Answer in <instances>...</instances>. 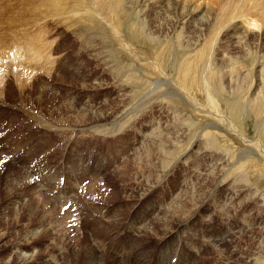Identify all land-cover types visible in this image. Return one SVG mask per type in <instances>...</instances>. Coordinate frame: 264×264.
Wrapping results in <instances>:
<instances>
[{"label": "bare ground", "instance_id": "1", "mask_svg": "<svg viewBox=\"0 0 264 264\" xmlns=\"http://www.w3.org/2000/svg\"><path fill=\"white\" fill-rule=\"evenodd\" d=\"M5 1L0 0V70L1 74L4 73L3 77L7 73V68H14L13 70L16 73L13 76L7 75L11 76V80H17L10 88L12 91H17V95L20 98L18 100L25 101L33 96L40 101V99L49 96L45 94L49 89L55 90L59 88L57 76L60 77V75L65 73H63V69L59 70L58 65L62 66L60 62H57V65L54 58L55 62L52 61V56L56 54L55 49L51 46V39L54 37L53 34L51 35L47 33L48 31H45L46 27L48 28L53 23L56 26L62 27L59 29L66 32L65 35H70L75 42H79L81 49L99 66H106L112 76L126 78L122 84H120L121 82L118 85L115 84L119 91L120 101L119 105L113 110L105 105H100L96 107L99 112L95 111L96 109L91 111L94 108L91 105L80 110L83 112H77L78 114L70 118L69 120L71 121L68 123L62 120V122L57 120V123H50L51 121L46 118L44 120L45 125L32 122V126H30L28 124L31 121V117H29L30 120H25L26 122L23 123L25 127L37 126L36 129H39V132L31 129L22 132L17 127L18 129L10 130V134L0 138V181L3 179V175L6 178L3 184L5 187L0 188V192L1 189L4 192L8 189L14 195L20 196L22 199L17 202L18 204L14 205L16 208L14 209V213L18 210L17 205H20L21 209L28 211L30 216L38 221L39 225L38 228L33 230L23 227L24 235L21 237V244L26 245H9V251L15 262L17 258L15 264H34L37 258L32 251L41 247L30 245L28 237H35L38 234L46 233L50 235V239L58 243V253L61 256L66 255V257L70 258L67 257V261L62 259L56 264H146L149 261L154 264H171L176 257L175 252L173 255L172 252L176 251L177 248L183 250L180 254V264H192L193 261H195V264H207L211 257L214 259L218 258L216 259L217 261L213 259L215 262L212 264H264V257L260 256L259 261L254 262V258L259 254L264 255V233L256 230V226H264V219H262L264 216V202L263 200L255 201L256 197L253 195L251 187H248L243 182L245 179L241 181L243 183H241L237 190L226 187L224 189V196H221L217 195L214 189L213 192L209 193L205 188L210 180V176L203 173V177L199 179L201 180V186L198 194L190 195V193L188 194L182 189H177L171 194L169 193V195L166 192L167 195L164 198L162 195L164 194L163 189H165L167 184H170V179L176 175L175 172L177 170L183 171V175H181L183 177L185 173H195L196 170L194 169L201 168L202 164L198 161L201 160L205 163L214 161V159H211L214 154H209L208 151L215 149L213 145L215 140L212 139H219L217 134L222 136V132L225 131L228 135L230 134L229 136L237 138L238 141L240 140L242 144H250V147H252L251 144L253 143L246 140L237 131L238 128H236L234 123L235 119L226 117L222 113L219 114L217 108L212 105L213 98L210 94L212 90L210 82L212 83L219 75L216 72L218 70L215 67L218 65L215 66V62L220 58L222 61L221 68L223 65L226 66V64L229 66L232 63V58H226L227 54L229 53L230 56L234 53L240 54L244 52L242 50L243 45L250 46L255 50V53L256 51L259 52L262 54L261 58H264V0H247V4L245 3L243 6H240V3H236V0H190L188 2H183V0H58L57 3H55V0L8 1L6 5L12 4L17 10L13 12H8L6 7H2ZM207 2L214 7L209 12L210 18L208 20L205 19V16H202L197 6L198 3ZM36 3H38V6ZM42 3L48 4L47 8L39 7ZM164 5L166 9L168 8L167 12L168 14L170 13L169 16H172L169 19H166L165 16V18L159 19L160 16L162 17L160 11ZM120 8H122V12L118 15L114 9ZM128 9L131 11L130 15L136 13L135 21L143 20L146 16L145 12H149L148 17H150L151 21L149 20V22L152 24L150 25L152 29L162 24H171V28H168L169 31L162 32L158 30L156 32L162 40L165 36L166 38H172L173 44L169 48L173 49H165L167 45L163 41L153 44L151 46L153 50L150 52V48L140 38L139 30H137L138 26L133 23L118 21L121 16L127 13ZM193 10L196 11L194 12ZM242 18L254 21L252 25L259 28L261 35L244 34L242 32L243 29L236 26L237 21H240ZM50 23L52 24L50 25ZM142 24L141 22L138 23V25ZM208 28H211V31L208 33L215 34V38L212 41L202 43L204 31ZM127 32H129L130 36L126 35ZM152 35H150L151 38H153ZM140 45L147 50H137ZM135 46L138 47L134 49ZM64 47H66L65 41L61 39L59 48L62 50ZM221 49H223V54ZM159 52H161V56H159ZM173 52H175L174 57H176L172 66L177 73L175 82L165 74L162 61L164 55L169 53L171 56ZM154 54L157 55V59ZM107 59L111 61H107ZM122 59L132 61L137 59L135 64L138 69L136 72L134 70L131 73L124 71ZM68 60L69 58H64V65H67L66 62ZM260 60L254 61L252 67V70H257L255 78L259 82L264 80V72L259 70L263 66ZM106 61L111 66H108ZM246 62L244 59L239 65H246ZM10 63H13L14 66ZM18 64H21V66H18ZM55 64L58 67L57 76L53 73L55 70L53 69V65ZM231 66V69H220L222 74L219 75V78L223 77L228 80L233 78V72L236 71L237 66ZM108 69H104V71L108 73ZM43 70L45 73H43L44 76L42 75L43 77L40 79L42 81L41 84L35 85L37 82H40L38 75ZM138 71L143 75L137 76L136 73ZM241 72L245 75L243 77L247 78L242 70ZM142 76L145 79L147 77H152V80L155 79L158 85L157 88L160 87L161 90L166 87L164 90L168 89L169 92H165L164 96H169L170 94L177 96V98L179 97L185 102L187 101V107H197L200 113H206L208 115L207 118L210 117L212 122L211 124L208 123V127L207 125H205L206 128L202 127L201 125L205 123L207 118L203 119L200 117L199 126L201 133L205 134L208 132L207 128H211L217 134L208 133L207 136L210 138L212 136V138L206 142L203 141V144L201 139H196L187 145H185L186 143L183 144V138L178 133V130H183V127L187 128L189 124L191 125L183 110V112L167 110L165 103L157 101L146 102V104L144 98L150 100L156 89L154 91L152 89H145V92L147 90H151V92L149 91L147 96L144 95V98L139 96L132 97L130 96L131 92L130 95L126 94L131 84L143 83L144 80L138 78ZM237 76L240 77L239 75ZM2 77H0V117H2L0 119V127L4 126L8 120L4 117V114H6L9 115L7 117L11 120V122L9 121V125H7L10 129L18 122L16 120L13 121V119L22 118V115H20L22 110L20 111L18 108H15L16 106L13 104L11 105L13 109L9 107L10 104L4 98L3 92L5 90L4 85L11 80L4 81ZM47 78L50 82L45 80ZM152 86L151 84L150 87ZM11 90H9L8 95L11 94ZM218 91L222 92L220 89ZM194 93H202L201 97L203 96L205 103L214 106V110L212 111L208 109L209 106L207 107L199 103L194 97ZM142 94L143 92L139 95ZM136 100H140L141 105H146L140 107L141 109L139 108L141 105H139V109H136ZM241 109V104L237 103L231 107V112L236 111L237 113V110ZM261 111L264 112L263 109ZM25 112L22 113L25 114ZM136 112L142 114L139 115ZM255 112L257 113V111ZM128 113L139 115L137 122L132 127L130 125L129 130H127L128 127L126 130L112 127V125H121L122 127L124 125L123 119L127 120ZM135 114L134 116H136ZM199 114L197 113L196 115ZM37 118L39 117L37 116ZM40 119L42 120L43 118ZM131 119L133 118H130V121ZM170 119L173 122L171 128L177 127L178 131L176 132L175 130L172 134H169L173 137V140H170L171 137L167 136L168 130L171 128L169 129L165 124L166 120ZM121 120H123V124H120ZM138 120L141 121L138 122ZM124 126L123 128H125ZM41 127L50 130H45ZM200 131L198 132L200 133ZM27 132L29 133L27 134ZM121 132L125 136L131 135L118 140L119 142H114V145L112 144L111 147L112 149L110 148V151L107 152L108 157H105L106 153L97 149L96 146L84 145L86 141H81L85 137L94 136V139L100 140L105 144L107 142L110 144L109 141L106 142L105 140H114V137L119 133L121 134ZM41 133H44V135ZM46 136L56 138L57 140L67 138V141H64V143H67V145L65 144L64 151L68 152V159L61 156L59 157L60 159L55 160L52 164H49L47 160V164L42 163L40 166L38 165L36 161L41 159L40 155L42 156V152L44 151L42 141ZM47 137L46 139H48ZM77 139L83 145L76 141ZM187 139L188 136L186 141ZM73 141H75L76 145L72 144ZM126 141L129 149H127L126 144H123ZM216 143L218 144V141ZM78 144H81L83 148H79ZM120 144L123 145L118 147ZM203 145L205 146L203 147ZM49 147L47 148L48 152ZM54 147L52 145V148ZM258 148L259 151L255 152V154L259 158L264 159V150L260 146ZM126 149L132 151V153L125 155L119 161V164L115 166V162L119 160L122 152ZM85 151L89 153H87V159L84 155ZM94 154L98 156V159L92 162L90 157L94 156ZM191 160L192 163H190ZM231 163L232 161L227 162L224 168L227 169ZM250 164L244 163L243 165L242 163L246 168L249 167L250 170H254L251 168L252 166L256 167L255 163L252 162ZM37 165L39 167H36ZM113 165V170L118 171H115L116 174L112 178L119 180V183L117 188H115V193L107 197L109 187L107 185L105 187L104 180L109 178L107 174L113 170L108 172L107 170ZM222 166L220 167V171H222ZM227 172L229 173L228 170ZM223 175L226 176L224 173ZM243 176V174H240L238 177L236 176V179L240 181ZM37 177H40L41 180L37 179ZM131 179L134 180V184H131ZM215 180L219 185L222 182V179L219 177L215 178ZM36 181H40V183ZM181 181L184 182L185 179L182 178ZM0 186L2 187L1 183ZM8 194H10L9 191ZM96 197L98 200L94 201L93 199ZM10 198L12 199V197ZM219 198H221L220 200L223 199V201L218 202ZM248 203H250V206L247 207ZM244 206L247 208L240 219V225L234 227L228 225L230 223V216L234 212L239 213L237 209H244ZM158 207L159 209L154 213ZM87 210L90 212V215L87 216L93 222L97 221V225L100 226L101 235L98 236L96 234L98 232H90V229H87L90 225H87L85 222ZM253 211L261 212V214L253 216L251 215ZM6 212L7 208L3 210V213ZM38 216L40 217L37 218ZM260 217L261 219H259ZM218 219L220 221L219 224L217 222ZM212 223L215 224V228L211 232L209 225ZM123 224L129 231L124 242L122 244H111L106 231H109L110 226L122 227ZM219 225H222V227ZM93 226L91 227L92 229ZM82 232H84V235H82ZM121 232L119 233L122 234ZM88 235L91 237L89 240H87ZM246 237L250 241V244H247ZM227 241L230 244L244 242L246 246L239 249L238 245H234L235 247L233 250L231 249L232 251H228L230 250L228 248V250L223 252L221 247ZM152 242H157L159 245L156 259L147 257L150 255L148 249H151ZM20 246L26 249H17ZM52 249L53 251L56 250L55 248ZM201 252L200 259H197ZM212 253L214 256H209ZM56 258L57 256L44 257L42 262L37 264H45L44 261L56 260ZM221 259L222 262H220Z\"/></svg>", "mask_w": 264, "mask_h": 264}, {"label": "rangeland", "instance_id": "2", "mask_svg": "<svg viewBox=\"0 0 264 264\" xmlns=\"http://www.w3.org/2000/svg\"><path fill=\"white\" fill-rule=\"evenodd\" d=\"M8 1L16 2L17 0H6L3 3V6L2 7H6V9H7L8 12L17 11L13 7L12 4L9 5V6L6 5V3ZM55 1H56L55 3H57L58 0H55ZM59 1H61V0H59ZM184 1L185 2H188L190 0H183V2ZM236 1H235L236 3H238V4L240 3L241 4L240 6H243L246 3L247 0H236ZM36 5L38 6V3H36ZM47 6H48V4L42 3L39 7L47 8ZM164 6L162 7V9L160 11L161 14H162V17L160 16L159 19H163L165 17H166V19H169L170 17H172L171 15L169 16L170 13L168 14V12H167V9L168 8L166 9V6L165 7ZM197 6H198L199 11L201 12L202 16H205V19L208 20L210 18L209 12L211 10H213L214 7L209 2H207V3H198ZM114 10H115V13L118 14V15H120L121 12H122V8H120V9H114ZM148 10H150V8H148ZM126 12L127 13L124 16H121L118 19V21L119 22H123V23H126V22L127 23H133L136 26H138V29L137 30H139L140 38L143 39V41L146 43V45L150 48V52H151V50H153V48L151 47L153 44H157V43L163 42V41H165L166 42L165 45H167L165 49H169V50H172L173 49V48L172 49L169 48L173 44L172 43V41H173L172 38H166V36H165L166 39L164 38L162 40V38H160L157 35L158 33L156 32L158 30H161L162 32L169 31L168 28H171V24H169V23L162 24V25H160V26L152 29V27H150V25H152V24H150V22H149L150 17H148L149 16L148 15L149 12L148 13L145 12V14H146V16H147L148 19L145 16L144 17L145 19L143 18V20H141V21L136 20L137 22L135 21L136 13H133L132 15H130V12L131 11L129 9ZM157 13H158V11H157ZM157 13H155V14H157ZM139 22H141V24L143 23L142 24L143 26L142 25H138ZM253 23H254V21H252V20H248L247 18H242V19H240V21H237V23H236L237 25L236 26L242 28L243 29L242 32L244 34L247 33L248 35H255V34H260L261 35V32H259V28L256 27V26H253L252 25ZM51 24L52 23H50V25ZM140 26H142V27L140 28ZM55 27H56V29L57 28L58 29L59 28H62V27H60L58 25L56 26L53 23L48 28L46 27V30L45 29L44 30L45 31H48L47 33H50L51 35L53 34V37L55 38V39L54 38L51 39V46H52L53 49H55V52H56L55 56H57V58H55V56H52V61L55 62V60H56V64L57 65H58L57 62H60L62 64V66L58 65L59 68H60L59 70L63 69V73H65L63 75H60V77H61L60 78L59 76H57V74H58V71H57L58 70V67H57V65L56 64L53 65V69H55L54 70L55 72L53 71V73H54V75L57 76V79H58V82H59V88H56L55 90H53L52 88L49 89L45 93L46 96H48V95L49 96L47 98L40 99V101H38L39 99H37L36 97H33V96L29 97V99H26L25 101H20V100H18L20 98L17 95V91L16 90L15 91H12L11 88H10L11 85H13L15 82H17L16 79L11 80L12 78L10 76V75L13 76V74L16 73L15 70H13L14 68H11V67L7 68L6 69L7 73H5V75L3 77H2L3 74H1V70H0V77H2L4 79V81L5 80H7V81L8 80H11L7 84L4 85L5 86V90L3 92L4 98L10 104V106L9 105L8 106L11 109H13L11 107V105L13 104L14 106H16L15 108H18L20 111L22 110V112H25V111L27 112V113L25 112V114L22 113V112H20V115H22V118H20V117H18L16 119H13L12 118L13 121L14 120H16V122L18 121L17 123L14 122V123H16V125H14L13 127H11L12 129L11 128L9 129L8 128L9 126H7V125H9V121L11 122L10 118H8L9 115L4 114V117H6V119H8V120L5 122V125L4 126L2 125L0 127V131H3V132H0V138L2 136H6V135L10 134V130H14L15 128L18 129L17 127H19V129L22 132H24V131H26L28 129H31L33 131H36L37 130L39 132L40 130L39 129H36L37 126L25 127V124H23V123L26 122L25 120H30L29 117H31V121H30V123L28 121L27 122L29 123L28 125H30V126H32L31 125L32 122H37L40 125H42V124L45 125L44 124L45 123L44 120L46 118H47V120H50L51 121L50 123H54V122L57 123L56 122L57 120H59V122L64 121V122L68 123V122L71 121V120H69L70 118L74 117L78 113L83 112V111H80V110L81 109H84L87 106L90 107L92 105L91 107H94V108H92L91 111H94L95 109H96L95 111H98L96 107L97 106H100V105H105V106L111 108V110L115 109L119 105L120 95H119L118 89L116 88V85H118L120 82H121L120 84H122L124 82V80H126V78L124 79V77H122V76H119L117 78L114 77V76H112V74L110 73L109 69L106 66H99L92 58H90V56H88L84 52V50L81 49V47L79 45V42H75L70 35H65L66 32H64L62 29H59V30L57 29L56 30ZM47 29H49V30H47ZM51 30H52V32H51ZM153 31H155V33H153ZM209 31H211V28H208L206 31H204L202 43H206L208 41L214 40L215 34L208 33ZM55 33H57V34H55ZM126 35L130 36L129 32H127ZM150 35H152L153 38H151ZM61 39L65 41V46H66V47L62 48V50H60V48H59V43L61 42ZM67 41H68V43H67ZM135 44H137V43H135ZM137 45H139V44H137ZM137 47L138 46H135L134 49H136ZM137 50L143 51V50H147V49H145V47H143L142 45H140L139 48H137ZM242 50L244 52H242L240 54L239 53H234L233 55H230V56H229V53L227 54V57L226 58H228V59L229 58H232V63L229 64V66H227V64L225 63L226 66L223 65L222 68H221L222 61H221L220 58H219V60L217 62H215L214 65L215 66L218 65V66H216V67L214 66V67L217 68L216 70H218V71H216V72L219 75L222 74V72H221L222 69H225V68L226 69H231L232 68L231 65H233V67L234 66L235 67L237 66L236 67L237 69L235 71L236 74H235V72H233L234 73V76H233V78H231L229 80L228 79H225L223 77H220L219 78V75H218V77H217L218 79L216 78L212 83L210 82V84H211L210 86L212 88L210 94H211V96L213 98V99L211 98L213 100L212 105H214L217 108V110H218L217 112L219 114H221V113L223 115L225 114L226 117H232L233 119H235L234 120V123L236 125V128H238L237 131L241 135H243L246 138V140H249L250 142L253 143V144H251L252 147H250V144H248V145L242 144V142H240V140L238 141L237 138L229 136L230 134L228 135V133L225 132V131L222 132V134H223L222 136H219L214 129L207 128L208 129L207 130L208 132L205 133V134H202L201 131H200L199 123H200L201 118L205 119V118L208 117V115L206 113L205 114L204 113H200V110L197 107H191V106L187 107L188 106L187 105V101L185 102L181 98H179V97L177 98V96H174V95H171V94L169 96H167V95L164 96L165 92H169V90L168 89L164 90L166 87L163 88V90H161L160 87L157 88L158 87L157 81L155 82V79L152 80L151 79L152 77L151 78H148L147 77L146 78L147 80L143 76H142L143 78L142 77H138L139 79L144 80L143 83L141 82V83H138V84L137 83L136 84H131L129 86L130 88L127 91L128 93L126 92V94H129L130 95V92H131V95L130 96H132V97L139 96V97L144 98L145 96L148 95L149 91L151 92V90H147L145 92V89H152V91H154L156 89V92H154L153 96L151 95L152 97H150V100L144 98L145 99V103L146 102L147 103H149V102H155V101H157V102H163V103H165L167 110H171V111L178 110L179 112H181L183 110L185 112V115L188 117V120L191 123V125L189 124L190 127H189V125L187 126V128L186 127L185 128L183 127V130L184 131L182 129H179L178 130L179 132H178L177 131V127L176 128H171V125L173 124V122L171 121V119L170 120H166L165 124L167 125V127L169 129L171 128L170 130H168L169 132L167 133V136H170L169 134L170 133L172 134L173 131L176 130V132H178V133L181 134V135L180 134L179 135L182 136L183 140L182 139L181 140L183 141V144L186 143L185 145L190 144L191 142H193L196 139H201L202 140V144H203V141L206 142L207 140H209V139L212 138V136H211V138L207 136L208 133L213 134V135H216L217 134V136L219 137V139L213 137V138H215V139H212V140H215L213 142V145L215 146L214 147L215 149H212V151H208L209 154H212V155L214 154L213 157H215V158H213L211 156L212 157L211 159H214V161H208L207 163H205L204 161H201V160L198 161V162H201V164H202L201 165V168L200 169H194V170H196L195 173H191V174H190V172L185 173V175L183 177L181 176V175H183V171L177 170L175 172L176 175L174 174L175 176L173 175L174 177H172L170 179V181H171L170 184L169 185L167 184L166 187H165V189H163V192H164V194H162L163 195V198L166 197L167 194L169 195V193L171 194L172 192H174L177 189H182L183 191L187 192L188 194L190 193V195L198 194L199 193L198 191H199L200 186H201V180H199V179H201L204 174H207V175L210 176V180L208 181V183L210 185L207 183V185H206L205 188L209 191V193L213 192V189H214V191H216V194L217 195H221L222 196L224 194V189L226 187H230L233 190H237V188L241 185V183L244 182V184H247L248 187H251L252 193L256 197L255 198V201H257V200H263V202H264V198H263L264 197V161H263L264 159L259 158L255 154V152H258L259 151L258 150L259 149L258 148L259 146L261 147V149L264 150V112L261 111L262 109L264 111V80L259 82L255 78V76L257 75V70L256 71L252 70V67L254 65L253 62L256 61L257 59H259V60L261 59L260 61L262 62L263 66L259 70H262L264 72V60H262L264 58H261L262 57V54H260L257 51L255 53V50H253L248 45H243ZM221 51H222V54H223V49H221ZM217 53H219V52H217ZM257 53H259V54H257ZM171 54H172L171 56L169 55V53H167L166 55H164V59L162 57L163 69L165 71V74H167L175 82V76H177V73L175 72V68H172V66L174 64V60H175L176 57H174L175 52H173ZM249 54H251V55H249ZM154 56L157 59V55L154 54ZM159 56H161V52H159ZM66 57L69 58V60L66 62L67 65H64L63 60ZM263 57H264V54H263ZM53 58L55 60H53ZM244 59L247 61L246 62L247 64L246 65H243V66L242 65L240 66L239 65L240 62H243ZM107 61H111V60L107 59ZM107 61H106L107 65L108 66H111L110 63L107 62ZM122 61H123L122 64H124V68H123L124 71L131 73L132 70H134V72H136V70L138 69L136 67L137 65L135 64V62L137 61V59H134L133 60L134 62L132 60H128V59H122ZM140 63H142V62H140ZM10 64L14 66L13 63H10ZM244 64H245V62H244ZM251 64H252V66H251ZM18 66H21V64H18ZM103 68L104 69H108V73L105 72ZM246 68H247V70H246ZM241 70L244 72V74H246L247 78H244L245 75L242 74ZM239 71H240V74H239ZM252 71H254V72H252ZM249 72H251V74H249ZM40 73L41 74L38 75V79L39 80L42 79V77L44 76L43 73H45V71L43 70V72H40ZM7 74H10V75H7ZM136 74H137V76L143 75L139 71ZM237 75H239L240 77H238ZM263 75H264V73H263ZM249 76H250V78H249ZM48 78L45 79V80H47V81L50 82V80ZM219 79H221V80L219 81ZM148 80H151V81H148ZM41 82L42 81L40 80V82H37L35 85L41 84ZM151 84L153 85L152 87H150ZM96 85H98V86H96ZM216 85H217V87H216ZM192 86L195 87L194 85H192ZM219 89L222 90V92L218 91ZM9 90H11V94L10 95H8ZM141 90H142L143 94L142 95H139V94L142 93ZM196 94H195L196 96L194 95V97L196 98V100L199 103H201V104H203L204 106H207V107L209 106L208 109H211L212 111L214 110V108H215L214 106L205 103L203 96L201 97V95H203L202 93H200V94L199 93H196ZM254 94H256V95H254ZM253 95H254V97H253ZM192 96H193V94H192ZM257 96L258 97L260 96V97L258 98ZM151 98H152V100H151ZM27 100H29V101H27ZM214 101H215V103H214ZM28 103H30V104H28ZM237 103L241 104L242 109L241 110H237L238 111L237 113H236V111H233V113H232L231 112V107L234 104L236 105ZM135 104H136L135 105L136 106V109H139L140 107H144V105H146V104L141 105L140 100L139 101L136 100ZM250 104L253 106V108H252V106ZM110 105L113 106V107H111ZM139 105H141V106H139ZM138 106H139V108H138ZM262 106H263V108H262ZM212 107H213V109H212ZM256 108H259V109H256ZM27 110H29V111H27ZM254 110L257 111V113ZM196 112L198 114L199 113L200 114L199 115H196L197 114ZM136 113H139V112H136ZM134 114L135 113H128V116L126 117L127 120L126 119H123L124 121L123 120L120 121V124L122 123V121L124 122V125L125 126L124 125L123 126L125 128H123V126L121 127V125H116V126L115 125L114 126L112 125V127L117 128V129L118 128L119 129H125V130L128 127L127 130H129L130 125L132 127V125L135 122H137L138 116L140 114H142V113H139V115L138 114H135L136 116H134ZM234 114H235V116H234ZM33 115H35V116H33ZM256 115H258V116H256ZM37 116L39 118H37ZM135 117H136V119H135ZM40 118H43V119L41 120ZM130 118H133V119H131V121H130ZM209 118H207L206 121H205V123H203V125H201L202 127H205L206 128L205 125H207V127H208V123L211 124L212 119L211 118L209 119ZM0 119H2V117H0ZM23 119H24V121H23ZM127 121H128L129 124L127 123ZM140 121L141 120H138V122H140ZM215 123H217V122H215ZM6 126H7V128H6ZM191 126H192V128H191ZM41 128H43L45 130H50L48 128L46 129L45 127H41ZM197 130L200 131V133ZM240 131H242V132H240ZM28 133L29 132H27V134ZM41 134L44 135V133H41ZM119 134L114 137V140L113 139H111V141H110V139L109 140H105L106 142L109 141L110 144L108 142L105 144V143H103L100 140H96V139H94L95 138L94 136L93 137H90V136L85 137L83 140L81 139V141H83V142L86 141L84 143V145L87 144V145H90V146H96L97 149H99L102 152L106 153V156L105 157H108L107 152L110 151L109 149L112 147V144L114 142L115 143L116 142H119L118 140H122L125 137L131 135L130 134V135L125 136L122 132H121V134H123L124 136L121 135V134L119 136ZM187 136H188V139L186 141ZM46 137H44L43 138V141H42V145L44 144L43 146H44V151H45V152L44 151L42 152V156H44L45 159H44V157H42L40 155V158L41 159L38 160V161H36L38 163V165L40 166L42 163H46L47 164V160H48V163L49 164H52L53 162H55V160L60 159L59 157H61V156L64 157L65 159H68V152L66 153L64 151L65 150V147L67 145V143H64V141L65 140L67 141V138H64V139L61 138V139L57 140L56 138H53V137H47L48 139H46ZM171 139L173 140V137H171L170 140ZM54 140H56L57 142L54 141ZM76 141H78V142L81 143V141L79 139H77ZM216 141H218V144L216 143ZM50 143H52V144H50ZM130 143H131V141H130ZM45 144H46V148H45ZM72 144H75L76 145L75 141H73ZM81 144L80 145L78 144L79 145V148H83L82 147L83 144L82 145ZM108 144H109V146H108ZM123 144H126L127 149H129L128 144H127V141L124 142ZM123 144H120L118 147H121V145H123ZM52 145L55 146L56 148L55 147L52 148ZM59 145L61 146V148H60ZM49 146H51V147H49ZM204 146L205 145H203V147ZM221 146H223V147H221ZM255 146H257V147H255ZM48 147H49V152H48V149H47ZM127 149L122 152L119 160H117L115 162V166L117 164H119V161H121V159L125 155H128V154L132 153V151L127 150ZM253 149H255V150H253ZM61 151L63 152V155H62V152ZM251 151H252L253 154L251 153ZM87 153L88 152H86V151L84 152V155L86 156L85 157L86 159L88 158ZM209 154H207V155H209ZM244 154L246 155V157H245ZM90 158L92 159V162H94V160L98 159V156H96L94 154V156H92ZM231 161H232V163L230 164V166L227 169L224 168L226 166V163L227 162H231ZM252 162H254L255 163L254 165H256V167H258V168H256V167L252 166L251 169H254L255 171L254 170H250L249 167L246 168L245 166H243L244 163L245 164H248V165H251L250 163H252ZM190 163H192V160L190 161ZM242 163H243V165H242ZM38 165L36 167H39ZM204 165H205V167L207 166L206 169H205ZM218 166H219V168H218ZM221 166H222V168H221L222 171H220V167ZM15 167H16V165H15ZM210 167H212L213 169L210 168ZM113 168H114V165L111 166V167H109L108 170H107V172L113 170ZM207 169H208V171H207ZM204 170H205V172H204ZM227 170L229 171V173L227 172ZM113 171H111L112 173L109 172L107 174L109 176V178L107 176L108 179H105L104 180L105 187H106V185L109 187V189L107 190V191H109L107 193V197L108 196H111V195H113L115 193V191H116L115 188H117V185L119 183V180H116L115 178H112V176H115V174H116L115 171L117 172L118 170H113ZM187 171H188V169H187ZM198 171H200V172H198ZM110 173H111V175H110ZM223 173L226 176H224ZM186 174H188V175H186ZM240 174H243L244 176L239 181L236 178ZM216 175H217V177H219V178L222 179V182H221L220 185L215 180V178H217ZM4 176L5 175L2 176L3 179H1V181H0V183L2 184V187L0 186V188H4L5 187L3 185L5 183V180H6V178ZM180 178L181 179L184 178L186 182L185 181L184 182L181 181ZM37 179H40V177H37ZM243 179H245V180H243ZM132 180L133 179H131V184H134V180L133 181ZM242 180H243V182H241ZM230 181H231V183H230ZM36 182L37 183H40V181L39 182L36 181ZM196 182H199V183H196ZM231 186H233V187H231ZM252 186H253V188H252ZM8 191H9L10 194H8ZM166 192H167V194H166ZM257 194H258V196H257ZM9 195H12V196H9ZM10 197H12V199ZM20 199H22V198L20 196L16 195V194L14 195L11 192V190H8L7 189L4 192L3 189H1V192H0V242L1 241L2 242L0 244V264H15L17 262V258L15 257L16 258V262H15V260H14V258L12 256V254L10 253L8 247H9V245H12V244L14 246H16L15 244H17V245H26V244H21V237H22V235H24L23 227L29 228L31 230L36 229V228L39 227L38 221L34 217L30 216V213L28 211H24L23 209H21V206L20 205H17V209L18 210L15 211V213H14V209H16L14 205L17 202H19ZM220 199L221 198L218 199V202L219 201L220 202L223 201V199L222 200H220ZM93 200L96 201V200H98V198L96 197ZM8 205H9V207H8ZM248 206H250V203L247 204V207ZM247 207L244 206L243 207L244 209H237V212L239 211V213L234 212L233 215L230 216V218H229L230 223L228 225L233 226V227L234 226H239L240 225V219L244 215ZM5 208H7V212L6 213H3V210ZM9 209H11V210H9ZM158 209H159V207L154 211V213L157 212ZM86 213H87V214H85L86 216L87 215H90V212L88 210H87ZM258 214H261V212L253 211L251 215L257 216ZM39 217L40 216H38L37 218H39ZM261 217L259 219H261ZM217 218H218V216H217ZM87 219H90V218L87 216ZM87 219H86L85 222L87 223V225L90 224L87 229H90L89 230L90 232H95V233L98 232V233H96L98 236L101 235L102 234V231H100V226L97 225V221L93 222L91 219L90 220H87ZM202 219H204V217H202ZM262 219H264V216L262 217ZM217 222H218V224L220 223L219 219L217 220ZM124 224L122 225V227L121 226H110L109 231H106L107 236L110 239V243L111 244H116V243L117 244H122L124 242V240L126 238V235H128V233H129L127 227ZM92 226H93V229L91 228ZM209 226L211 227L210 230L212 232L214 230V228H215V224L212 223ZM216 226H217V224H216ZM219 226L222 227V225H219ZM94 229H96V230H94ZM256 230L262 231V233H264V226L258 225V226H256ZM259 231H256V232H259ZM84 232H82V235H84ZM119 232H121L122 234H120ZM89 239H91V237L88 235V239L87 240H89ZM28 241L30 242L29 244L32 245L33 247H37V246H40L41 247L40 249H36V250L32 251V252H34V256H36V258H37V260L35 261L34 264L40 263V262H42V259L44 257L49 258L50 256H57V258H56V260L44 261L45 264H56L57 262H60L62 259H65L67 261V257L68 256L67 257H66V255L61 256L58 253V251H57L58 243H55V240L53 241L52 239H50V235L48 233H46V234H38L35 237H30L29 236L28 237ZM246 241H248L247 244H250V241L248 240V238L246 239ZM228 242L229 241H227L226 243H224L225 244L224 245L225 247L224 246L221 247V250L223 252H225L226 250H228V248L230 249L228 251H232L234 249V247L237 246V245H238V248L239 249L240 248H244L246 246L245 245L246 243H244V242H238L239 244L238 243L237 244H230ZM240 244H242V245H240ZM150 247H151V249H148V252L150 251L149 252L150 255H148L147 257L148 258H154V259H156V255H158V252L157 251H159V245L157 244V242H152ZM52 248H55L56 250L53 251ZM17 249L25 250L26 248H22L20 246ZM21 252H24V251H21ZM174 252L176 254V257L174 259H177L176 264H180V254L183 252V250L181 248H177L176 251H173L172 252V255H173ZM178 253H179V255H178ZM261 254H263V253H261ZM201 255H202V252L200 253L199 258H197V259H200V256ZM209 256H214V255L212 253ZM259 256L262 257V258L264 257V255L262 256V255L259 254L257 257L254 258V262H258L259 261ZM211 258L207 262V264H210V263L212 264L213 262L217 261L216 259H218V258H215V259L212 258V260H211ZM213 259L215 261H213ZM263 261H264V259H263ZM220 262H222V259L220 260ZM252 263H253V260H252ZM146 264H154V263L149 261ZM192 264H195V261H193Z\"/></svg>", "mask_w": 264, "mask_h": 264}]
</instances>
